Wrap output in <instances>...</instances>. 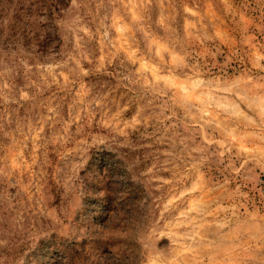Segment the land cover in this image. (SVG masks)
<instances>
[{
  "label": "rangeland",
  "instance_id": "rangeland-1",
  "mask_svg": "<svg viewBox=\"0 0 264 264\" xmlns=\"http://www.w3.org/2000/svg\"><path fill=\"white\" fill-rule=\"evenodd\" d=\"M3 23L0 264H264V0H70L46 52Z\"/></svg>",
  "mask_w": 264,
  "mask_h": 264
},
{
  "label": "trees",
  "instance_id": "trees-1",
  "mask_svg": "<svg viewBox=\"0 0 264 264\" xmlns=\"http://www.w3.org/2000/svg\"><path fill=\"white\" fill-rule=\"evenodd\" d=\"M70 6V0H0V36L5 35L6 26L3 20H8V29L10 41L15 44L21 43V40L31 39L28 43H34L40 52L48 51L56 41V34L52 32L56 20L62 14V10ZM11 14L8 12L11 10ZM44 17L47 23H36L35 18ZM10 19V21H9ZM48 28V29H46ZM52 28V30L50 29ZM40 30L47 31L45 36L40 34ZM94 170L93 183L98 192H103L104 196L98 198V211H103L101 216L103 220L111 219L110 214L114 213L116 207V196L118 193L116 184L112 177V171L116 170L112 160H108L101 155L92 163Z\"/></svg>",
  "mask_w": 264,
  "mask_h": 264
}]
</instances>
